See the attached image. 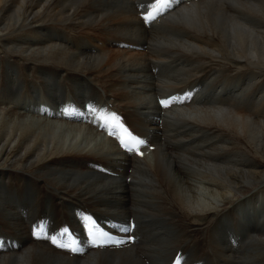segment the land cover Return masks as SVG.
Instances as JSON below:
<instances>
[{"label":"bare ground","instance_id":"bare-ground-1","mask_svg":"<svg viewBox=\"0 0 264 264\" xmlns=\"http://www.w3.org/2000/svg\"><path fill=\"white\" fill-rule=\"evenodd\" d=\"M143 1L0 0V226L25 234V200L63 222L131 217L137 237L82 258L24 242L0 264H166L179 249L239 264L224 233L241 213L263 219L243 264H264V0H197L147 27ZM187 85L202 102L163 111L158 130L155 95ZM64 101L137 119L152 151L137 160L89 121L33 112Z\"/></svg>","mask_w":264,"mask_h":264},{"label":"rangeland","instance_id":"rangeland-1","mask_svg":"<svg viewBox=\"0 0 264 264\" xmlns=\"http://www.w3.org/2000/svg\"><path fill=\"white\" fill-rule=\"evenodd\" d=\"M128 174H130L129 171H128ZM126 185H127V183H126ZM21 203H22L23 209L18 211V212L20 214L19 217L24 222L25 234L23 236L16 235L15 233H13L9 230H5L0 226V240H2L3 242L9 241V243H14V242L19 243V248L16 249L15 251L12 250L9 252H2L0 250V257L6 256V255H18V254H20V251L23 248L24 242H26L27 244H31V245L44 246V247L49 248L48 245L44 244L45 242L30 241L26 235L27 227L30 224H32L36 221L39 222L41 220H46V221L50 222L53 227H55L58 225V223L53 218H57L58 219L57 221H61V222L64 221V220H61L58 218L59 215H57L58 213L55 211V208L49 204H45V205L41 204V205L32 207V206H29L25 200H20L18 204H21ZM42 208H44L46 211L45 217L44 216L39 217V212ZM239 222H240V229L238 231L226 229V231L224 233V238H225V235H228V236H231L232 238H234L236 240L237 246L235 247V249L238 251L237 256L239 257V258L237 257L238 258L237 261H239V264H243L244 255L247 254L248 252L245 254H243V253L248 248V246L251 244V242L254 240V238L258 235V233L261 231V227L263 225V219L259 220V222L257 223V220L255 221V220L251 219L250 217L241 213ZM246 232H248L247 235H245ZM160 241L161 240H158L157 244ZM48 251L51 252L52 254L54 253L56 255H60V253L54 251L52 248H49ZM234 254H237V253H234ZM234 254H232V255H234Z\"/></svg>","mask_w":264,"mask_h":264},{"label":"snow or ice","instance_id":"snow-or-ice-1","mask_svg":"<svg viewBox=\"0 0 264 264\" xmlns=\"http://www.w3.org/2000/svg\"><path fill=\"white\" fill-rule=\"evenodd\" d=\"M170 0H155V2L151 5V11H149L145 16L144 19L146 22H151L156 19L158 15H162L163 11L168 9ZM161 103L164 106H168L169 101L167 100H162ZM112 119H118L114 114L111 117ZM120 127L123 129L124 133L127 135L128 139L126 140L124 137H120V143L122 146H127L128 143H135V144H141L143 143L141 140L138 138H134L131 136L130 133H128V130L124 128V126L121 124ZM110 135L112 134L111 132L109 133ZM53 243H55V238H52ZM60 247H68L67 245H59ZM71 251H75L74 248H69Z\"/></svg>","mask_w":264,"mask_h":264}]
</instances>
